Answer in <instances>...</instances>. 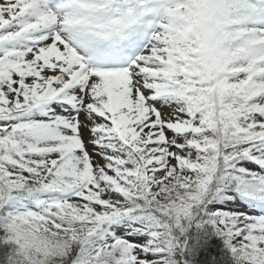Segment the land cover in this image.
I'll use <instances>...</instances> for the list:
<instances>
[{"label":"snow or ice","instance_id":"1","mask_svg":"<svg viewBox=\"0 0 264 264\" xmlns=\"http://www.w3.org/2000/svg\"><path fill=\"white\" fill-rule=\"evenodd\" d=\"M0 264H264V0H0Z\"/></svg>","mask_w":264,"mask_h":264}]
</instances>
